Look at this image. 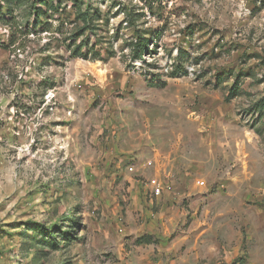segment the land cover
<instances>
[{"label":"rangeland","instance_id":"rangeland-1","mask_svg":"<svg viewBox=\"0 0 264 264\" xmlns=\"http://www.w3.org/2000/svg\"><path fill=\"white\" fill-rule=\"evenodd\" d=\"M54 4L0 0V264H264V0Z\"/></svg>","mask_w":264,"mask_h":264},{"label":"trees","instance_id":"trees-1","mask_svg":"<svg viewBox=\"0 0 264 264\" xmlns=\"http://www.w3.org/2000/svg\"><path fill=\"white\" fill-rule=\"evenodd\" d=\"M38 2L40 3L41 5V8L39 10L36 11L35 13V16L37 18V21H39L40 19V15L42 13V11H46L47 9L51 8V7H54V0H38ZM43 9V10H42ZM77 19H80L83 21V25L81 26L80 30H79V34H83L87 29H89L90 27V23H91V20L89 18V14L87 12H81L79 11L78 14H77ZM78 50L81 49V46L80 44L76 46ZM143 50L139 49V46L136 45L134 48H133V52H134V57L137 58L141 55H143ZM238 85V82L236 83V85L234 87H232L233 89L236 88Z\"/></svg>","mask_w":264,"mask_h":264},{"label":"built area","instance_id":"built-area-1","mask_svg":"<svg viewBox=\"0 0 264 264\" xmlns=\"http://www.w3.org/2000/svg\"><path fill=\"white\" fill-rule=\"evenodd\" d=\"M132 169L133 168L131 167L130 170H132ZM198 184L204 185L205 182L203 180H200V181H198ZM151 187H152V191L155 195H160L164 190L163 184L157 178H153L151 180Z\"/></svg>","mask_w":264,"mask_h":264},{"label":"crops","instance_id":"crops-1","mask_svg":"<svg viewBox=\"0 0 264 264\" xmlns=\"http://www.w3.org/2000/svg\"><path fill=\"white\" fill-rule=\"evenodd\" d=\"M167 194L165 193V196H166ZM167 198V197H166Z\"/></svg>","mask_w":264,"mask_h":264}]
</instances>
